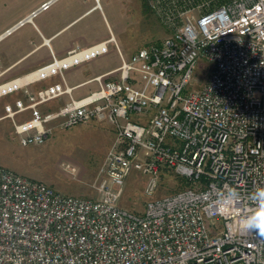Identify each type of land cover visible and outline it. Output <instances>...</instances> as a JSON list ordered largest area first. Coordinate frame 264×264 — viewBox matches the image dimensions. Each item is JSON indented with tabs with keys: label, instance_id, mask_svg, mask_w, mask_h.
<instances>
[{
	"label": "built area",
	"instance_id": "1",
	"mask_svg": "<svg viewBox=\"0 0 264 264\" xmlns=\"http://www.w3.org/2000/svg\"><path fill=\"white\" fill-rule=\"evenodd\" d=\"M55 1H43L0 39L34 24ZM172 2L167 15L184 17L172 35L130 56L119 47L121 64L57 110L41 106L72 95L66 71L108 52L114 37L53 54L0 83V98L25 96L6 103L3 115L22 145L45 143L53 121H106L116 134L92 185L96 197L64 193L0 164V264H264V236L236 231L237 218L217 206L224 187L236 188L247 206L248 194L264 186V0ZM200 59L211 72L193 89ZM61 167L77 172L68 161ZM165 168L190 186L155 196ZM133 170L146 176L142 212L120 205Z\"/></svg>",
	"mask_w": 264,
	"mask_h": 264
},
{
	"label": "rangeland",
	"instance_id": "2",
	"mask_svg": "<svg viewBox=\"0 0 264 264\" xmlns=\"http://www.w3.org/2000/svg\"><path fill=\"white\" fill-rule=\"evenodd\" d=\"M45 0H0V34L20 16H24ZM173 0H56L48 10L40 12L34 24L49 14H56L74 21L60 31L58 41L66 37L75 39V44L85 46L90 42L114 37L109 51L79 64L66 71L69 83L81 82L121 63L120 47L125 56H130L141 47L156 43L172 35L182 25L184 17L173 21L165 10ZM178 2V0H177ZM83 13V14H82ZM33 23H27L6 38L0 40V64L10 58L26 41L36 36ZM56 27L60 28L56 24ZM57 28V29H58ZM109 36V37H108ZM13 48L7 50V48ZM211 65L200 59L194 72L193 89H201L208 81ZM116 76L113 73L109 77ZM98 82L93 80L41 106L43 112L57 110L71 97L89 94ZM20 97L24 98V94ZM91 93V92H90ZM17 95L0 98V114L6 113L7 102L14 103ZM31 116L30 112L19 115V120ZM52 132L43 144L22 145L14 132L12 119H0V164L27 177L49 183L56 189L69 194L96 197L92 186L98 177V170L106 153L112 146L116 134L112 125L106 121L90 120L71 127L61 126L58 121L51 123ZM68 161L77 168L75 175L61 167ZM146 176L133 170L126 180L120 205L136 212L145 208L148 196L145 193ZM190 186L189 181L173 169L165 168L161 175L155 196L175 193Z\"/></svg>",
	"mask_w": 264,
	"mask_h": 264
},
{
	"label": "crops",
	"instance_id": "3",
	"mask_svg": "<svg viewBox=\"0 0 264 264\" xmlns=\"http://www.w3.org/2000/svg\"><path fill=\"white\" fill-rule=\"evenodd\" d=\"M21 17L23 16H20L18 19H20ZM73 21L74 19H70L68 17L63 19L56 14H49L44 19L41 20L40 25L34 24L35 25L34 32L36 36L32 38L30 41H26V43H24L22 46H17L15 49L17 50L18 48H21V49L16 51L17 53H14V55H12L10 58L4 59L1 62L0 64V83L17 78L24 73H27L38 67H41V66H44L50 63L53 59V54H55L57 57H64L74 47L86 48V47H89L90 45H93L97 42L102 41V40H98L96 42H90L89 44L85 46H78V44H75L76 41L72 37H66L63 40L58 41L59 36L57 34L63 29H65L68 25H70ZM56 24H58V26H61V27L60 28L56 27ZM4 31L1 32L0 36L4 33ZM7 36H3L0 40L6 38ZM105 39L107 38H104L103 40ZM11 49L13 48H10V47L7 48V50H11ZM119 65L109 70H105L99 74L107 73L113 69H116ZM99 74H96L92 76L91 78L86 79L81 82L69 83L67 77L66 79H67L68 84L70 86H73L74 89H76V88H79L80 86H83L93 81L92 79ZM57 80H58V76L51 77L45 81L35 84L33 86V89L35 90L42 86L51 84ZM90 92H92V90ZM14 94L17 95L16 98L20 97L19 92L14 93ZM14 94H11V95H14ZM78 95L79 97H83L85 95H88V93L87 94L80 93ZM3 115H4L3 113L0 114V119L7 118V117H3Z\"/></svg>",
	"mask_w": 264,
	"mask_h": 264
},
{
	"label": "clouds",
	"instance_id": "4",
	"mask_svg": "<svg viewBox=\"0 0 264 264\" xmlns=\"http://www.w3.org/2000/svg\"><path fill=\"white\" fill-rule=\"evenodd\" d=\"M244 198L236 188L228 186L220 189L217 206L222 214L236 217L235 230L241 233L256 232L264 236V186H256Z\"/></svg>",
	"mask_w": 264,
	"mask_h": 264
}]
</instances>
